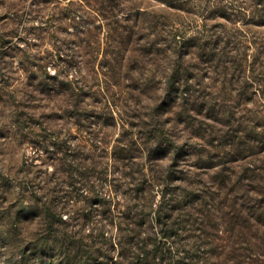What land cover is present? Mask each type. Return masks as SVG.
I'll return each instance as SVG.
<instances>
[{
	"label": "trees",
	"instance_id": "obj_1",
	"mask_svg": "<svg viewBox=\"0 0 264 264\" xmlns=\"http://www.w3.org/2000/svg\"><path fill=\"white\" fill-rule=\"evenodd\" d=\"M159 1L176 7L171 0ZM252 5L264 20V0ZM171 36L178 77L168 92L181 118L175 123L185 136L174 137L152 123L134 128L122 121L110 154H102L101 139L92 131L100 121L77 113L82 130L93 134L92 152L68 154L71 148L60 143L57 152L47 151L54 171L29 187V219L38 228L21 248L23 242L13 245L15 230L5 221L8 228L0 239L10 252L6 264H264V157H259L264 115L246 107L249 85L244 86L254 79L244 75L239 88H245L232 95L237 102H228L229 93L222 102L209 99L210 93L201 92L202 81L194 80L182 62L188 55L204 64L201 69L215 71L220 66L212 64L216 47L209 52L201 41L177 32ZM160 45L148 40L145 54L163 53ZM44 76L43 86L64 85L67 93L77 89V81L58 69L54 74L45 70ZM170 154L173 162L162 181L141 162L143 156L153 161ZM235 161L243 163L232 166ZM77 224L83 228L70 229Z\"/></svg>",
	"mask_w": 264,
	"mask_h": 264
},
{
	"label": "rangeland",
	"instance_id": "obj_2",
	"mask_svg": "<svg viewBox=\"0 0 264 264\" xmlns=\"http://www.w3.org/2000/svg\"><path fill=\"white\" fill-rule=\"evenodd\" d=\"M101 1L0 0V235L9 220L15 246L29 245L38 228L29 219V187L54 171L47 151L57 152L59 143L71 148L68 154H88L97 133L98 150L110 154L122 121L134 128L152 123L174 137L185 136L175 123L181 118L168 92L178 77L172 33L201 41L209 52L216 47L212 64L220 66L215 71L201 69L204 64L188 55L182 62L194 80L202 81L201 92L219 102L229 93L228 102L234 103L232 95L249 85L246 107L264 115V20L252 0H171L176 7L159 0ZM148 40L162 43L163 53L145 54ZM228 62L233 66L226 70ZM57 69L77 81V89L67 93L64 85H41L45 70L54 74ZM244 75L254 79L252 86L250 79L242 83ZM77 113L100 121L93 134L82 130ZM141 162L162 181L173 159L171 154L153 161L143 156ZM9 253L0 239V264H6Z\"/></svg>",
	"mask_w": 264,
	"mask_h": 264
}]
</instances>
